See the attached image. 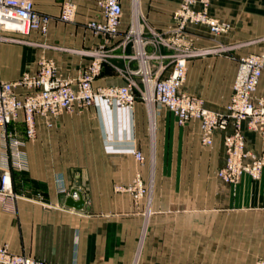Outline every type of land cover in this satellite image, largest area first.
Returning a JSON list of instances; mask_svg holds the SVG:
<instances>
[{"label":"crops","instance_id":"obj_1","mask_svg":"<svg viewBox=\"0 0 264 264\" xmlns=\"http://www.w3.org/2000/svg\"><path fill=\"white\" fill-rule=\"evenodd\" d=\"M52 17L46 34L32 30L0 40V77L16 81L35 73L43 58L53 59L62 77L76 78L104 48L112 54L95 87L137 82L133 110L97 99L83 111L64 112L48 127L38 120V135L24 146L28 168L14 170L20 195L16 211L0 204V246L56 264H256L264 259V170L259 179L243 174L236 184L223 180L224 132L211 146L202 143L199 120L184 125L164 106L143 99L152 93L138 70L133 48L120 47L131 24L168 34L182 0H122L121 34L97 36L88 22L100 15L98 0H34ZM72 2L71 21L59 19L63 3ZM211 15L229 24L214 34L209 26L188 24L186 38L206 54L190 58L184 90L223 113L233 94L241 58L264 55V0H212ZM164 54L171 51L162 48ZM168 68L160 77L168 76ZM157 62L151 61L156 69ZM264 95V70L258 87ZM22 119V117H21ZM11 129L24 136L22 121ZM247 148L264 154V134L245 130ZM141 151L143 160L135 153ZM1 156V129H0ZM1 171V164H0ZM137 172L149 188L139 206L117 186L131 184ZM81 191L86 207L66 205Z\"/></svg>","mask_w":264,"mask_h":264},{"label":"built area","instance_id":"obj_2","mask_svg":"<svg viewBox=\"0 0 264 264\" xmlns=\"http://www.w3.org/2000/svg\"><path fill=\"white\" fill-rule=\"evenodd\" d=\"M100 15L88 22V27L97 36L106 40L121 34L124 14L122 0H98ZM212 0H182L174 14L175 26L168 34L152 26L139 27L131 24L123 33L120 47L125 51L133 48L131 58H140L141 65L131 74L141 75L143 83L152 88V93L144 91L146 102H155L171 111L179 124L199 120L202 143L211 146L214 134L224 132L225 163L219 168L218 175L229 183L236 184L243 174L253 179L261 178L264 170V154H258L247 148L245 130L264 134V95L258 94V87L264 70V55L251 54L240 59L237 75L233 85V94L223 113L215 112L205 106L204 100L184 90L190 58L206 54L207 50L195 47L186 38L188 24L209 26L214 34L224 33L229 24L220 22L211 15ZM76 6L72 2L62 5L59 19L71 21L75 17ZM52 17L40 13L35 8L34 0H0V40L15 34H28L37 30L46 34ZM166 48L171 52L164 54ZM93 60L76 78L62 77L58 73L53 59L43 58L35 73L25 72L16 81H4L0 77V204L5 210L16 211L20 195L16 192L13 171L28 168L24 146L28 140L38 135V120L48 127L64 112L83 111L93 106L97 99L108 104L119 102L133 110L137 103L135 88L138 82L126 75L123 85L95 87V79L100 75L103 64L112 54L104 48L93 51ZM165 59L171 63L168 76L160 75L168 68ZM157 62L156 69L151 61ZM22 117V119H21ZM22 121L24 136L11 129L14 122ZM141 161V151L135 153ZM120 192L132 195L134 203L139 206L148 195L149 188L144 183L140 172L127 186H117ZM61 193L71 194L64 185L59 187ZM73 197L79 198L74 191ZM0 264H56L36 259L27 254H16L6 245L0 246ZM256 264H264V259Z\"/></svg>","mask_w":264,"mask_h":264},{"label":"water","instance_id":"obj_3","mask_svg":"<svg viewBox=\"0 0 264 264\" xmlns=\"http://www.w3.org/2000/svg\"><path fill=\"white\" fill-rule=\"evenodd\" d=\"M76 190H72L71 194L66 199V205L78 210H82L86 207L87 203V196L84 195L81 191H77L79 193V198L75 199L73 197V193Z\"/></svg>","mask_w":264,"mask_h":264},{"label":"rangeland","instance_id":"obj_4","mask_svg":"<svg viewBox=\"0 0 264 264\" xmlns=\"http://www.w3.org/2000/svg\"><path fill=\"white\" fill-rule=\"evenodd\" d=\"M8 38L19 40V37H8Z\"/></svg>","mask_w":264,"mask_h":264}]
</instances>
